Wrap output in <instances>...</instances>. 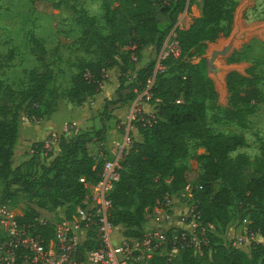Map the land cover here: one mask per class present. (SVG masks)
I'll use <instances>...</instances> for the list:
<instances>
[{
	"label": "trees",
	"instance_id": "trees-1",
	"mask_svg": "<svg viewBox=\"0 0 264 264\" xmlns=\"http://www.w3.org/2000/svg\"><path fill=\"white\" fill-rule=\"evenodd\" d=\"M185 3L186 0H101L107 24L104 33L95 25L93 16L81 13L78 18L83 29L77 43L94 55L79 57L74 62L75 71L65 90L67 98L77 103L83 101L99 90L105 69L118 64L122 75L126 71V61L133 60L131 55L136 57L139 50L151 42L158 47L163 32L155 14L156 5L172 24ZM233 16V0H201L199 14L187 26L174 27L180 53L176 57L169 54L162 58L167 69L155 73L149 87L151 99L157 98L155 119L150 123L135 119L141 138H131L130 134V143L119 160L118 178L108 194L112 205L111 220L119 225L122 233H141L146 214L156 199L165 192L177 195L190 182L203 223H211L213 228L225 227L230 219L229 207L236 202L240 219L247 218V227L264 237V141L260 144L261 157L245 172L250 162L247 155L230 154L245 144V137L236 131L210 129L206 106L208 100H214L216 90L206 72L205 58L194 61L191 57L199 55L206 42L228 35ZM30 41V49L39 64L31 69L27 85L14 89L0 80V189L3 200L13 195L14 189H24L35 197V205L17 215V219L23 223L34 222L32 228L47 238L51 226L49 223L40 225L34 220L39 213L37 208L51 210L67 204L64 213L68 215L84 194V182L99 178L107 150L101 144L103 127L93 131L77 129L70 134L60 131L52 133L57 137L53 144L55 151L51 148L43 152L44 137L33 140L28 158L12 165L19 111L28 118L39 119L49 115L57 103V96L49 87L53 68L45 58L43 42L36 36ZM152 69L153 61L136 69L133 80L128 83L126 100L145 85ZM258 79L249 67L245 72L235 69L225 72L227 101L221 118L233 120L240 126L246 124V116L261 99ZM187 136L203 148L198 154L201 170L180 162L188 153ZM37 163H40V172L26 175L27 168ZM11 185L17 187L11 188ZM208 238L207 244L195 252L189 246L172 254L163 251L156 254L150 264H264L262 241L251 240L247 252L222 242L213 229L208 231ZM258 258L259 263H256Z\"/></svg>",
	"mask_w": 264,
	"mask_h": 264
},
{
	"label": "rangeland",
	"instance_id": "rangeland-1",
	"mask_svg": "<svg viewBox=\"0 0 264 264\" xmlns=\"http://www.w3.org/2000/svg\"><path fill=\"white\" fill-rule=\"evenodd\" d=\"M233 2L234 16L230 33L206 42L203 51L199 55H191V57L194 61L200 57L205 58L206 72L212 78L216 90L214 100L207 101V124L212 131H236L244 135L245 144L231 151L230 154L233 156L237 152L245 153L250 161L245 168V172H248L261 157L260 144L264 141V0H233ZM200 3L201 0H186L185 7L177 14L172 24L166 14L158 11L156 5L155 14L160 30L163 32L162 41L158 47L154 42L144 45L133 60L126 61V71L122 75L118 64L110 66L99 90L77 103L70 101L65 95V90L70 85V76L75 71L74 62L79 57L89 58L94 55L93 52L85 51L78 46L77 38L83 29V23L78 17L81 13L93 16L97 28L102 33L106 32L107 24L103 18L101 0H0V80L14 89H20L27 85L31 69L39 64L30 49L31 37L36 36L43 42L46 50L45 58L53 68V78L49 87L57 96L54 110L42 118H28L23 111H19V138L21 139V135L26 131L33 140L42 139L52 134L48 130L59 120L61 124L64 119H78L79 130L93 131L98 127L104 128L106 124L109 125L107 121L110 119V123L114 124L116 128H109L106 135L108 139L103 135L107 143L101 144L107 150V157H111L112 154L107 147L109 141L111 142L113 139L112 134L117 136L111 146L114 149L117 147V142L123 138L121 136L129 124L132 127L128 129L129 135L131 134V138L137 136L135 120L128 117L129 109L132 108L135 98L139 97L138 105L141 111L155 114L157 98L151 99L149 87L154 74L167 69V65L165 63L163 65L161 62L162 58L158 59L160 50L163 47L169 50L173 49L174 27H185L189 20L197 16L200 12ZM224 47H227L226 51L223 54L218 53L213 60L217 70L209 71L207 59L210 57L211 51L213 49L222 50ZM172 56L176 57L177 55ZM120 60L122 61V59ZM151 61H153V69L150 77L145 81V85L137 88L132 98L126 100L129 95L128 83L133 80L136 69ZM159 62L164 69L157 68ZM248 67L259 76L257 85L261 90V99L256 104L254 111L246 116V124L240 126L235 121L225 120L220 116L227 101L224 74L230 69L245 72ZM146 88L150 93L148 96H144L142 93ZM119 108L123 109L119 110ZM83 109L90 113L86 112L88 116L85 122L80 121L81 118L77 116ZM62 128L63 126L60 128L58 125L55 128L56 133H59ZM186 140L188 153L180 159V162L201 170L198 154L203 152V148L190 136H187ZM21 143L19 142L16 146V154L18 153L19 156L16 155L15 162L18 161L20 154L25 153L29 156L31 153L29 146L24 148ZM39 165L40 163H37L30 169L27 168L25 174L28 175L34 171L39 173ZM21 168L24 169V165ZM15 187L17 186L11 185V188ZM3 199L0 189V203H5L17 215L28 211L30 206L35 205L36 200L35 197L30 196L29 191L24 189H14L13 195ZM183 202V197L176 196L174 198L173 207L169 213L173 214L174 220H176ZM37 209L38 215L54 218L64 213L68 206L67 204L59 205L51 210ZM229 212L230 219L225 227L215 226L212 228L226 244H231L236 234L243 232V225L247 221L246 218L240 219V211L237 209L236 202L230 205ZM150 222L151 220L148 218L147 224L149 225ZM172 227L175 226L172 225ZM256 240L264 242V237L257 234ZM249 242L250 239L244 240L239 248L249 252ZM256 263H259V258Z\"/></svg>",
	"mask_w": 264,
	"mask_h": 264
},
{
	"label": "built area",
	"instance_id": "built-area-1",
	"mask_svg": "<svg viewBox=\"0 0 264 264\" xmlns=\"http://www.w3.org/2000/svg\"><path fill=\"white\" fill-rule=\"evenodd\" d=\"M173 41V49L163 47L158 59L180 53L174 37ZM131 57L134 59L135 55ZM157 68H164L161 62ZM107 71L104 70V76ZM142 93L144 96L150 94L147 88ZM139 102V97L134 99L128 117L150 123L155 119V114L141 111ZM129 128H132L130 124L125 128L114 154L103 161L99 178L94 182H84V194L68 215L35 217L34 220L40 225L50 224L51 234L47 238L32 228L34 222H19L17 214L5 203H0V264H150L155 255L163 251L172 254L179 248L189 246L195 252L207 244L208 231L213 225L201 221L190 182L177 195L165 192L156 199L146 214L151 222L149 225L146 223L138 235H126L118 224L112 222V205L108 194L118 178L119 160L130 143ZM77 129L74 121H68L61 131L70 134ZM56 138L55 134L43 138L44 153L52 148ZM176 196L184 198L176 216L177 223L166 225L170 224L169 213ZM247 223L248 219L243 225V232H238L234 237L232 246L239 247L244 240H256L257 232L250 230Z\"/></svg>",
	"mask_w": 264,
	"mask_h": 264
},
{
	"label": "crops",
	"instance_id": "crops-1",
	"mask_svg": "<svg viewBox=\"0 0 264 264\" xmlns=\"http://www.w3.org/2000/svg\"><path fill=\"white\" fill-rule=\"evenodd\" d=\"M199 10V9H198ZM199 13V12H198ZM191 20H189V22H190ZM189 22L185 25V26H187L188 24H189ZM84 108V107H83ZM121 109H123V108H119V110H121ZM118 110V111H119ZM89 113L88 111H86V109H83L82 111H80L78 114L79 115H77L79 118H81L80 119V121H83V122H85V119H86V117L88 116V114L87 113ZM54 113H56V112H54ZM77 114V113H76ZM90 114V113H89ZM98 120H100L99 118H97ZM78 120V119H77ZM77 120H75V119H64V121L60 124V120H59V122L57 121L56 122V124L54 125V126H52L49 130H48V132H50V133H56V127L58 126V125H60V128H61V126H63L66 122H68V121H74L75 123H76V125H77V127H78V129H80L79 128V124H78V122H77ZM107 122H109V125H107L106 124V127H104V132H103V135H105V138H107L106 137V135H107V132H108V130H109V128H112V127H114V128H116V126L114 125V124H112V123H110L111 121H110V119L107 121ZM63 124V125H62ZM94 126H95V124H94ZM58 132V131H57ZM113 135V139H111V142L109 141V143H108V150L110 151V154H114V152H115V149H114V147H111L113 144H112V142H114L115 141V139H117V136L115 135V134H112ZM123 135L124 134H122V136L121 137H123ZM20 137V126H19V122H18V125H17V136H16V140H15V142H14V144H13V154H12V165L13 166H15V165H17V164H19L21 161H23L24 159H26V158H28V154H25V153H22V154H20V157H19V159H18V161L17 162H15L14 161V158L16 157V155L18 154H16V146L19 144V142L24 146V148H27L29 145H30V143L33 141V139L31 138L32 136L31 135H29V133H27L26 131L21 135V139L19 138ZM104 138V139H105ZM135 139H140L141 138V135H140V133L139 132H137V136L136 137H134ZM108 139V138H107ZM102 143H107V140L105 139ZM118 143V142H117ZM106 148V147H105ZM54 151L56 150V146H54ZM24 150V149H23ZM24 154V155H23ZM111 155V156H112ZM18 156H19V154H18ZM147 219H148V217H146V219H145V222H144V225L147 223ZM151 220V219H150ZM169 222H170V224H175V223H177V220H174L173 219V214L171 215V217H170V220H169Z\"/></svg>",
	"mask_w": 264,
	"mask_h": 264
},
{
	"label": "water",
	"instance_id": "water-1",
	"mask_svg": "<svg viewBox=\"0 0 264 264\" xmlns=\"http://www.w3.org/2000/svg\"><path fill=\"white\" fill-rule=\"evenodd\" d=\"M227 47H224L222 50H218V49H213L211 51V54H210V57H208L207 59V69L210 71H216L217 68L214 66L213 64V60L215 58V56L218 54V53H224L226 51Z\"/></svg>",
	"mask_w": 264,
	"mask_h": 264
}]
</instances>
